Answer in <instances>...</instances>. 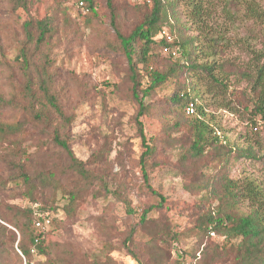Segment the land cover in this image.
<instances>
[{"label": "trees", "instance_id": "1", "mask_svg": "<svg viewBox=\"0 0 264 264\" xmlns=\"http://www.w3.org/2000/svg\"><path fill=\"white\" fill-rule=\"evenodd\" d=\"M98 1L77 0V5L88 11V16L96 18ZM103 1L112 34V39L104 44L105 50L122 57L126 63L122 84H113V91L121 100L137 106L134 123L143 147L139 164L144 181H148L146 169L150 164L151 167L155 165L154 160L160 151L157 141L167 145L178 143L180 140L165 139L164 136L183 129L187 145H180L182 153L177 172L183 176L189 193L200 200L194 206L197 212L193 216L197 219L193 226L181 232H171L160 225L162 229L158 236L147 234L146 240L134 241L136 228H145L149 223L147 213L164 208V200L159 196V204L145 210L139 217L138 226L129 229L121 248L136 264H185V257L196 259L200 245L210 234H215L225 238L226 246L220 248L215 242L206 245L195 264H264V187L246 176L230 178L225 171L230 155H234V159L245 158L254 162L259 158L251 147L234 154L232 149L226 150L214 135L211 120L198 103L200 94L209 85L227 90L222 79L228 78L227 69L231 65L215 60L218 39L201 34L204 19L210 13L207 5L210 6L211 0H142L135 6L124 0L132 10V16L127 8L115 5V0ZM223 1L235 5L234 2L240 0ZM29 4L30 0H0L2 29H9L12 20L21 35L15 55L8 59L0 34V66L15 69L6 78L10 90L5 92L0 86V114H13L11 120L0 121V264H114L109 256H104V261L84 260L70 246L64 251H54L46 227L34 225L32 206L37 203L31 202L29 195L33 187L52 193L51 198L62 191L67 201L62 209L68 217L76 213L80 198L95 185H100L114 199L125 204L129 213L134 212H131L127 200L121 198L118 186L117 190H109L106 171L96 167L104 152L109 151L107 144H103L86 162L78 160L70 149L74 118L66 107L69 82H61L60 69L55 71L48 53L43 52L58 35L60 19L62 22L66 18L61 16L59 19L55 6L53 13L34 19L29 16ZM21 14H24L23 18ZM181 16L186 21H181ZM130 18L132 22L126 32L124 22ZM186 23L193 27L196 35L188 34L190 28ZM165 26L169 35H162ZM162 49L170 50L163 64ZM36 55H39L37 59ZM256 62L253 73L241 74L256 93L253 101L244 106L245 110L252 107L249 119L254 125L257 117L264 121V52ZM67 79L73 81L76 77L68 74ZM170 81L175 82L176 92L169 98L158 99L156 91ZM86 92L82 88L81 98ZM189 104L193 105L192 115L186 114ZM172 112L181 118L180 121L165 126L161 138L146 141L142 120H161ZM184 116L189 121L184 120ZM185 121L186 128L183 126ZM211 161L212 164L216 161V165L210 169ZM7 191H16L21 199L31 202V206L9 204L4 198ZM212 201L217 202L214 209L210 206ZM245 202L246 212L240 211L239 204ZM45 209L38 207L40 213L48 214L51 224L55 220ZM163 236L171 249L188 238L195 239L197 247L188 252L180 251L174 260L165 261L160 252L152 255L157 238Z\"/></svg>", "mask_w": 264, "mask_h": 264}, {"label": "rangeland", "instance_id": "2", "mask_svg": "<svg viewBox=\"0 0 264 264\" xmlns=\"http://www.w3.org/2000/svg\"><path fill=\"white\" fill-rule=\"evenodd\" d=\"M126 2L135 6L142 0ZM234 3L227 5L223 0H211L210 6L207 5L210 13L204 19L201 34L218 39L215 60L231 65L227 69L228 78L222 79L227 90L209 85L200 94L198 103L211 120L214 135L226 146V150L232 149L234 154L237 150L251 147L259 158L258 162H254L245 158L234 159V155H230L225 166L230 178L246 176L264 187V121L258 117L255 125L250 121L252 107L245 110L244 106L253 101L256 93L252 91L251 83L241 75L242 72L253 73L256 59L264 52V0H240ZM115 5L127 8L129 16L133 15L124 0H115ZM55 6L58 7L59 19L61 16L66 19H62V22L60 19L58 35L43 52L48 53L55 71L60 69L61 82H69V103L66 107L74 118L70 149L78 160L86 162L103 144H107L109 151L104 152L96 167L106 171L109 190H117L118 186V193L127 200L134 213H129L125 204L114 199L100 185L93 186L80 198L72 217H68L62 209L67 202L62 191L51 198L52 193L33 187L29 192L31 202L46 208L55 220V223L52 221L45 228L54 251H64L70 246L84 260L104 261L103 257L109 256L114 264H136L121 248L122 240L130 228L138 226L139 217L145 210L159 204L160 197L164 200V208L147 213L149 223L145 228H136L134 241L146 240L147 234L158 236L162 229L160 225L171 232H181L193 226L197 219L193 216L197 212L194 206L200 200L189 193L183 176L177 172L179 155L182 153L180 145H187L183 139L186 131H173L167 133V137L164 136L165 139L180 140L173 145L157 141L160 151L154 160L155 165L151 167L150 164L146 169L148 181H144L139 164L143 147L134 123L137 106L133 102L121 100L113 91V84H122L121 76L126 63L122 57L105 50L104 44L112 39V34L108 28L104 1H98V16L93 18L88 16V11L78 8L77 0H30L29 16L42 18L45 13H53ZM178 11H181L179 7ZM180 19L186 21L182 16ZM1 22L0 17L4 54L11 59L21 35L12 20L7 30L2 29L4 26ZM131 22V18L124 22L126 32ZM186 25L190 28L188 34H197L189 23ZM162 31V35H169L168 27H163ZM169 52L162 49L161 64ZM36 56L37 59L39 55ZM14 72L15 69L8 65L0 66V86L5 92L10 90L6 78ZM68 74H74L76 79L68 80ZM82 88L87 90L84 98H81ZM176 90L175 82L170 81L157 90L155 96L158 99L169 98ZM12 116V113L0 114V121L7 122ZM180 119L174 112L161 120L144 118L142 124L146 141L161 138L164 127ZM184 120L189 121V118L184 116ZM186 121L183 123L184 128L187 127ZM214 165L216 161L213 164L211 161L209 168ZM152 191L157 195H153ZM15 192H5V201L20 207L31 206V202L21 199L19 193ZM211 203L214 209L217 202ZM246 204L240 203L239 210L246 212ZM155 220L158 223H152ZM224 241V237L210 234L200 245L196 259L186 256L185 264H195L206 245L215 242L222 248L226 246ZM196 243L195 239L188 238L171 249L169 242H164V236L158 237L152 255L160 252L165 261L174 260L178 252L196 248Z\"/></svg>", "mask_w": 264, "mask_h": 264}, {"label": "built area", "instance_id": "3", "mask_svg": "<svg viewBox=\"0 0 264 264\" xmlns=\"http://www.w3.org/2000/svg\"><path fill=\"white\" fill-rule=\"evenodd\" d=\"M79 6L82 7V3H79ZM164 34V32L162 33ZM165 52H168V49H164ZM194 113L193 105L189 104L186 108V114L190 115ZM38 204H34L32 209L34 210V225L37 228H45L49 225L48 214H42L38 211Z\"/></svg>", "mask_w": 264, "mask_h": 264}]
</instances>
